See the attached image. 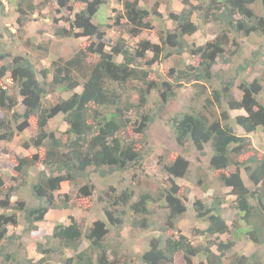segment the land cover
Listing matches in <instances>:
<instances>
[{"label": "trees", "instance_id": "16d2710c", "mask_svg": "<svg viewBox=\"0 0 264 264\" xmlns=\"http://www.w3.org/2000/svg\"><path fill=\"white\" fill-rule=\"evenodd\" d=\"M70 1L57 0L59 9L73 11ZM140 1H123L121 17L127 20V32L132 36L150 29V18H163L158 4L149 8L140 6ZM143 1L146 3L149 0ZM258 1L264 8V0H199L197 6L191 5L180 13L168 12V19L177 25V29L168 30L167 37L164 33L160 35L161 47L144 40L139 42L138 48L132 49L124 39H119L107 51L103 31L105 24L93 22L107 0H73L74 3H81L82 9L75 14L70 29L59 27L55 36L94 37L96 41L89 46L81 48L68 59L54 61L49 68H38L39 58L31 56L16 55L9 61L11 54L1 47L0 61L5 63L0 68V111L4 115V118L0 117V140L11 141L17 132L28 127L29 120L34 117L37 134L31 139V144L45 150L42 158L38 155L19 157L13 164V170L24 180L37 163L44 168L31 187L38 204L15 209L24 212L29 226L37 230L36 224L42 222L49 211L67 207L66 200L59 205L55 197L63 183H76L86 176L90 168L110 174L124 171L139 160L138 141L130 136L129 130L144 135L155 121L146 109L150 93L156 91L165 102H172L175 91L192 84L195 93L191 100L202 102L201 107L188 106L186 110H177L167 123L173 128L178 147L190 146L200 155H206L205 149L210 146L212 155L208 167L221 185L231 189L230 193L235 197L231 208L238 213L239 220L236 218L232 225L228 224L223 206L225 200L221 197L213 199L211 205L198 199L192 203V210L204 226L195 230L201 242L196 243L183 234L174 233L177 221L189 209L186 188L177 183V179L185 178L192 167L184 152L171 151L167 154L168 163H164L166 156L160 157L162 171L168 176L166 185L160 187L157 194L161 201L164 200L163 207L168 211L164 222L157 223L151 218L153 213L149 205L156 200L151 193H141L137 200L132 201L134 192L125 190L114 198L112 205L117 211L128 205L134 215L140 217L139 222H135L136 227L147 231L152 229L157 234L152 235L148 249L140 256L142 264H195V259H200V264H264V154L253 146L251 139V135L264 129V76H257L252 81L241 79L237 89L242 96L238 98L233 80L219 88L214 87L215 78L221 76L213 70L217 59L224 56L225 46L232 35L235 41L239 35L264 34V16L254 11ZM17 5V11L22 14H26L27 8L34 9L33 0H19ZM4 9L0 0V11ZM194 14L201 15L204 24L216 22L222 27L215 39L197 49H192L185 39L198 31L193 21ZM66 19L69 18L66 16ZM167 48L174 50L166 58L174 53L178 56L191 53L200 58L198 65L178 63L171 71L174 82L172 85L165 84L171 91L162 90L159 84L149 80L150 65L160 61L161 53ZM148 51L154 53V57L149 61L148 68H144L138 61ZM230 53L237 54L238 50ZM256 54L254 65L242 66L241 70H253L262 62L263 53ZM89 57H96L97 62L88 64ZM118 57H122V61H117ZM5 80L16 85L18 95L9 92ZM129 82L141 83V87L136 89L139 98L135 105L126 90ZM79 88L82 90L78 91ZM58 92L70 96H60L57 102L52 103L50 96ZM19 106L23 107L22 113L16 112ZM132 109L137 111L135 120L127 114ZM236 111L244 113L234 116L232 113ZM10 114L11 120L8 118ZM59 114L63 115L68 129L60 133L61 136H56L54 131H47V127L49 121ZM21 119L23 122L19 123ZM239 128L244 134L238 133ZM63 137H66L65 141ZM25 146L29 147V144ZM4 186L0 176V196L5 194L0 199V207L8 211L14 207L12 192L3 193ZM91 188L85 186L80 191L91 196ZM124 213L122 210L121 215ZM106 215L110 225L116 227L122 224V219L116 218L113 212L106 210ZM18 223L16 212L0 214V243L10 238L8 227ZM110 225L97 220L84 231L70 217V223L56 224L51 238L37 245L43 257L36 262L28 259L25 263L51 264V257L59 251L56 248L59 244L76 252L75 256L63 255L60 264H118L117 252L114 253L115 258H111L110 246L106 242ZM245 237L258 247L251 256L235 252L238 241ZM83 241H87L88 246L80 250ZM5 260L7 264H25L19 259V252L14 250L7 252Z\"/></svg>", "mask_w": 264, "mask_h": 264}, {"label": "rangeland", "instance_id": "374dc122", "mask_svg": "<svg viewBox=\"0 0 264 264\" xmlns=\"http://www.w3.org/2000/svg\"><path fill=\"white\" fill-rule=\"evenodd\" d=\"M123 1L107 0V4L100 7L93 20L95 24L102 22L105 24L103 31L105 33L104 41L107 43L105 50L107 51L119 39H124L132 49L138 48L139 42L144 40L161 47L160 35L162 33L166 35L168 30L177 29V25L168 19V12L180 13L184 9H189L191 5L197 6L199 4V0H188V2L187 0H149L146 3L141 0L139 2L140 6L146 5L152 8L158 4V10L163 15V18H150L152 20L151 28L143 31L138 36H132L127 32L126 26H129L127 20L121 17L124 12ZM2 2L5 9L3 12L0 11V48L2 47L11 54L9 61L16 55L31 56L34 59L39 58L40 61L37 62L38 68H49L54 61L68 59L81 48L87 47L96 41L94 37L59 38L55 36V32L59 27L70 29V24L75 14L82 9L81 3H74L71 0L73 11H69L67 8L59 9L57 0H33L34 9L30 10L27 8L25 9L26 14H22L17 11L19 0H2ZM254 11L256 14L264 16V8L261 5V1H258L254 6ZM66 16L69 19L65 20ZM193 21L196 22L198 31L185 38L192 49L204 46L221 33L222 27L218 23L210 22L204 24L201 20V15L194 14ZM233 38L234 35L228 41L229 44L225 46L224 56L218 58L213 67L214 72L221 76L215 78L214 87L219 88L225 82L233 80L235 94L240 98L242 92L237 89V86L241 79L247 78L252 81L257 76H264V34L239 35L235 41ZM173 50L167 48L166 51L161 53L160 61H155L149 67V80L159 84L162 90L171 91L169 86H165V84L172 85L174 82L171 71L178 66L179 62L187 65L192 63L198 65L200 62V58L193 56L191 53H185L181 56L174 53L166 58V55L172 53ZM234 50H238V53L232 55L230 52ZM256 53H263L262 62L259 65L257 64L253 70H241L243 69L242 66L249 67L254 65V61L257 58ZM153 57L154 53L148 51L138 62L144 68H148V63ZM117 61H122V57H118ZM96 62V57H89L87 61L88 64ZM4 63V61H0V68ZM5 84L9 88L10 93L18 95V88L15 84L9 81H6ZM139 87H141L140 82H129L126 85V90L131 97L130 101L134 105L138 103L139 95L136 89ZM81 90L82 88L78 89V91ZM194 93L195 88L192 84H188L185 88L175 91L176 96L172 102H165L159 93L152 91L149 95L146 109L155 118V121L144 135L135 133L129 128L130 136L138 141L137 151L140 153V159L134 161L124 171L119 170L109 174L107 171L102 172L90 168L86 176L80 178L76 183H63L55 197L59 205L66 200L67 207L49 211L45 219L36 224L38 226L37 230L29 226L25 220L24 212L15 209L19 207L23 209L31 208L38 204L31 187L37 181L39 173L44 168L37 163L26 180L13 170L16 158L33 157L34 155L42 158L45 152L44 148L37 149L31 144V139L37 134L36 119L32 117L28 122V127L20 133L17 132L11 141L0 140V176L5 184L3 193L12 192L11 203L14 206L8 211L0 207V214H13L16 212L19 222L16 226L8 227L10 238L8 237L0 243V264L8 263L5 260V255L11 250L19 252V259L24 263L28 259H32L34 262L39 261L43 254L38 252L37 245L46 242V238H51L56 224L70 223V217H73L84 231L91 228L92 224L97 220H103L110 225L106 210L113 212L116 218L122 219V224H118L116 227L110 225L109 234L106 236V242L110 246L111 258H115L114 253L117 252L118 264H142L140 256L148 249L152 235L157 234L153 233L152 229L147 231L136 227L135 222L137 224L140 217L135 216L128 205L120 207L119 211H117L113 207L112 202L114 198L119 197L125 190L134 192L132 201L137 200V196L141 193H151L156 198L149 205L153 213L151 218L157 223L164 222L168 211L163 207V198V201H161L160 196H157V194L161 190L160 187L166 185L168 176L162 171L163 166L161 165L160 157L166 156L164 163H168L167 154L171 151L184 152L192 163L190 173L185 178L177 179V183L186 188L185 192L189 200L187 204L189 209L177 221L174 233L183 234L196 243L201 242L198 239L199 237L195 235V230L204 226L202 221L196 218L192 210V203L198 199L207 205H211L213 199L218 197L225 200L223 204L225 217L228 224L232 225L238 217V213L231 208L235 197L231 195L230 188L224 187L214 178L213 172L208 167L209 159L212 155L210 146L205 149L206 155H200L199 152L190 146L187 148L178 147L174 140L173 128L167 123V120L177 110H186L188 106L201 107L202 102L200 104L196 99L194 101L191 100L194 97ZM60 96L69 97L70 94L58 92V94L50 96V101L55 103ZM262 101H264V98H262ZM161 108L163 110H160ZM22 111V106H19L16 110L19 113H22ZM240 113H244V111H236L232 114L235 116ZM127 114L135 120L137 111L132 109ZM0 117L4 118L1 111ZM11 117L12 115L10 114L8 118L11 120ZM22 122L23 119L19 121V123ZM67 129L68 126L62 114L51 119L47 127V131H54L56 136H61L60 133L66 132ZM238 133L244 134V131L239 128ZM251 139L253 146L264 154V129H259L255 134L251 135ZM63 140L65 141L66 137H63ZM25 144H29V147L25 146ZM243 176L248 182L245 171H243ZM85 186L92 187L91 196L81 193V188ZM206 186L208 187L207 191H205ZM4 195L2 194L0 199L4 198ZM253 203L255 202L253 201ZM122 210L125 211L123 215H121ZM227 238L230 237L225 239ZM52 243L57 244L53 241ZM56 246L59 251L51 257V264H60V259L63 255L75 256L76 254L72 249L59 244ZM87 246L88 242L83 241L80 245V250ZM257 250L258 247L248 241L246 237L239 240L235 247V252L247 256H251ZM262 252L264 256V250ZM195 264H200V259H195Z\"/></svg>", "mask_w": 264, "mask_h": 264}]
</instances>
